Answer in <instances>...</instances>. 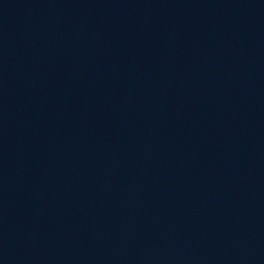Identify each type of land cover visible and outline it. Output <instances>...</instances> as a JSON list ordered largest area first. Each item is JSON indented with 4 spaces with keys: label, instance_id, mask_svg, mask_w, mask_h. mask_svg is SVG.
Here are the masks:
<instances>
[{
    "label": "water",
    "instance_id": "obj_1",
    "mask_svg": "<svg viewBox=\"0 0 264 264\" xmlns=\"http://www.w3.org/2000/svg\"><path fill=\"white\" fill-rule=\"evenodd\" d=\"M0 264H264V0H0Z\"/></svg>",
    "mask_w": 264,
    "mask_h": 264
}]
</instances>
